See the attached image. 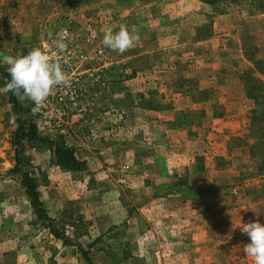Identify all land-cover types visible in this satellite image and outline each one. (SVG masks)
Masks as SVG:
<instances>
[{
    "label": "rangeland",
    "instance_id": "374dc122",
    "mask_svg": "<svg viewBox=\"0 0 264 264\" xmlns=\"http://www.w3.org/2000/svg\"><path fill=\"white\" fill-rule=\"evenodd\" d=\"M198 1L0 0V53L52 52L49 32L75 36L71 53L55 57L75 91L62 123L67 139L29 101L0 93V264H88L82 250L93 264H252L249 237L234 227L264 224V176L248 135L255 105L243 84L264 69V0ZM121 25L140 36L123 54L102 43ZM211 52L221 59L197 74L199 56ZM7 75L0 63V88ZM243 98L253 106L237 117L249 107ZM16 110L42 141L19 145ZM226 110L236 118L211 121ZM50 141L73 149L85 169L58 166ZM17 150L60 239L12 173Z\"/></svg>",
    "mask_w": 264,
    "mask_h": 264
},
{
    "label": "clouds",
    "instance_id": "9594fccd",
    "mask_svg": "<svg viewBox=\"0 0 264 264\" xmlns=\"http://www.w3.org/2000/svg\"><path fill=\"white\" fill-rule=\"evenodd\" d=\"M48 38L56 51L49 52L37 46L20 56L0 53V63L7 66L10 77L4 87L0 88V93L12 92L21 102L31 101L35 105L33 114L40 111L41 106L58 87L70 85L68 74L55 58L67 48V31L61 29L55 36L49 32ZM102 43L111 51L123 54L140 43V36L129 31L126 25H121L116 32L107 30ZM237 227L250 240L243 247L245 255L251 258L252 264H264V224L258 219L247 223L240 220L234 228Z\"/></svg>",
    "mask_w": 264,
    "mask_h": 264
},
{
    "label": "trees",
    "instance_id": "16d2710c",
    "mask_svg": "<svg viewBox=\"0 0 264 264\" xmlns=\"http://www.w3.org/2000/svg\"><path fill=\"white\" fill-rule=\"evenodd\" d=\"M202 3L213 6L214 4L223 0H200ZM225 1V0H224ZM230 2H236L240 0H228ZM258 65H264V60L259 61ZM256 71L251 72L252 74H246L245 81L243 84L245 87L246 95L249 99L253 100L255 107L250 112V133L248 134L254 143L251 145V156L255 157L256 154H260V163L257 169V176H264V81L262 79L255 78V75L264 77V69L256 68ZM8 76V75H7ZM9 78V77H8ZM10 80V79H9ZM251 82L254 84L249 85ZM17 99L13 97L12 103L16 105ZM16 138L19 145H22L24 141H42L41 135L38 132L37 125L27 120L23 115L16 110ZM257 131L258 135L252 136ZM54 147V156L56 164L64 169L71 171L84 170L86 165L84 161L76 158L73 149L66 146L62 141H50ZM15 167L12 170L14 174L21 175V184L25 188V193L30 200L33 208V213L37 220L41 221L45 228L49 229L51 234L57 238H62V234L58 229L55 228L53 219L49 217L47 211L43 207L41 195L39 192V185L37 181L28 173L24 172L20 166V152L16 151ZM66 240V239H65ZM81 248V247H80ZM82 250V249H81ZM83 257L88 264H93L91 259L88 257V253L84 250Z\"/></svg>",
    "mask_w": 264,
    "mask_h": 264
},
{
    "label": "built area",
    "instance_id": "2783aa9c",
    "mask_svg": "<svg viewBox=\"0 0 264 264\" xmlns=\"http://www.w3.org/2000/svg\"><path fill=\"white\" fill-rule=\"evenodd\" d=\"M63 29H65L68 34V38L66 39L67 48L64 52H62V55L65 56L71 53V42L75 39V36L69 28ZM65 72L68 74V76L70 75V69L66 70ZM74 94L75 91L72 89V85L67 87H58L54 93L48 97L47 101L43 106H41L40 111L38 112L43 120L55 123L58 128H60L61 133L65 135L66 139L67 132L63 128L62 123H64L67 117V112H65V109L72 105L71 100H74ZM70 97L71 99H67ZM29 102L34 108L35 105L31 101Z\"/></svg>",
    "mask_w": 264,
    "mask_h": 264
},
{
    "label": "crops",
    "instance_id": "0c3cea01",
    "mask_svg": "<svg viewBox=\"0 0 264 264\" xmlns=\"http://www.w3.org/2000/svg\"><path fill=\"white\" fill-rule=\"evenodd\" d=\"M200 1V0H199ZM197 2V3H199L200 4V2ZM193 4H195V2L193 1ZM213 26L215 27V28H217V27H219V26H221V24H219V22H215L214 24H213ZM171 38V37H170ZM219 38L220 37H213L212 38V40H207V39H200L199 38V40L196 42L197 43V45H201V46H204L205 44H208L209 42H218V40H219ZM221 56H219V55H217L215 52H211V53H208V54H206V53H203L202 54V56H199V58H203L204 59V61L203 62H201V66L200 67H198V69H196L195 70V72L197 73V74H199V73H202V72H200V71H202V70H200L201 68L203 69V73H206L205 72V70H206V68H215V64H216V61H217V59H221L220 58ZM203 66V67H202ZM189 67V66H188ZM189 68H191V67H189ZM198 70V71H197ZM215 70V69H214ZM239 88H240V86H239ZM241 96H243V95H241ZM250 100H245L244 98L243 99H241V104L242 103H244L245 102V104H246V106H249V107H246L245 109H243V110H241V111H239V113L237 114V117L238 116H242L243 115V117L245 116V113L246 112H248V110H250L251 108H252V106H253V102H249ZM187 104H189V105H191V106H200V104H199V101H197V100H195V99H191V100H189L188 101V103ZM202 105V107L204 106V103L203 104H201ZM218 106H219V108L222 110V104H220V103H218ZM188 109V108H187ZM203 109V108H202ZM204 109H205V107H204ZM215 109V108H214ZM177 110H180V111H182V110H184V109H182V107L181 108H175V111H177ZM226 113H225V116H224V114L222 115H220V114H218V117H213L212 116V114H211V121H213V122H223V121H225V120H229V119H234V118H236V116H233V117H229V116H227V114H228V110H226L225 111ZM210 116V115H209ZM242 117V118H243ZM167 121H173V119L171 118V119H166ZM165 167H166V169H168V165H166L165 164Z\"/></svg>",
    "mask_w": 264,
    "mask_h": 264
}]
</instances>
